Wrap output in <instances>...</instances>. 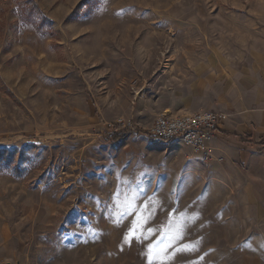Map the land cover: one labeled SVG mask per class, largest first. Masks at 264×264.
I'll list each match as a JSON object with an SVG mask.
<instances>
[{
    "label": "rangeland",
    "instance_id": "374dc122",
    "mask_svg": "<svg viewBox=\"0 0 264 264\" xmlns=\"http://www.w3.org/2000/svg\"><path fill=\"white\" fill-rule=\"evenodd\" d=\"M260 141L264 0H0V263L264 264Z\"/></svg>",
    "mask_w": 264,
    "mask_h": 264
},
{
    "label": "built area",
    "instance_id": "2783aa9c",
    "mask_svg": "<svg viewBox=\"0 0 264 264\" xmlns=\"http://www.w3.org/2000/svg\"><path fill=\"white\" fill-rule=\"evenodd\" d=\"M223 119V114L211 111L176 117L159 116L151 126L149 134L156 143H180L206 154Z\"/></svg>",
    "mask_w": 264,
    "mask_h": 264
},
{
    "label": "trees",
    "instance_id": "16d2710c",
    "mask_svg": "<svg viewBox=\"0 0 264 264\" xmlns=\"http://www.w3.org/2000/svg\"><path fill=\"white\" fill-rule=\"evenodd\" d=\"M132 131H134V130H132L129 127L117 126V127L112 129V132L103 141L107 142V143H115L116 141H119V140L125 138L127 135L131 134ZM246 137L248 139H250L251 136L249 135ZM150 139H151V137H150ZM259 144L261 146H264V141H261ZM7 165H9L8 159L3 160L2 156L0 154V166H7Z\"/></svg>",
    "mask_w": 264,
    "mask_h": 264
},
{
    "label": "snow or ice",
    "instance_id": "6c2138e0",
    "mask_svg": "<svg viewBox=\"0 0 264 264\" xmlns=\"http://www.w3.org/2000/svg\"><path fill=\"white\" fill-rule=\"evenodd\" d=\"M140 230H141L140 222L136 221L133 224L132 228L129 229V235H126V237H125L126 241L131 239V238H135V233L140 231ZM154 255H155V257H158L160 255V251L154 249ZM160 264H164V262L161 261Z\"/></svg>",
    "mask_w": 264,
    "mask_h": 264
},
{
    "label": "crops",
    "instance_id": "0c3cea01",
    "mask_svg": "<svg viewBox=\"0 0 264 264\" xmlns=\"http://www.w3.org/2000/svg\"><path fill=\"white\" fill-rule=\"evenodd\" d=\"M194 113V112H193ZM226 124V118H224L222 121H221V123H220V125H219V131H218V134L219 133H221L222 132V130H223V127H224V125ZM248 136V135H247ZM261 142V141H260ZM260 145V144H259ZM261 146V145H260ZM262 147H264V146H262Z\"/></svg>",
    "mask_w": 264,
    "mask_h": 264
},
{
    "label": "water",
    "instance_id": "95a60500",
    "mask_svg": "<svg viewBox=\"0 0 264 264\" xmlns=\"http://www.w3.org/2000/svg\"><path fill=\"white\" fill-rule=\"evenodd\" d=\"M0 264H10V263H8V262H5V263H0ZM16 264H20V263H16Z\"/></svg>",
    "mask_w": 264,
    "mask_h": 264
}]
</instances>
